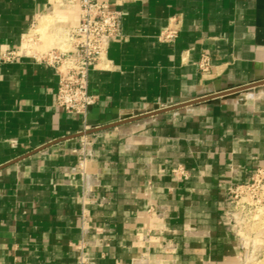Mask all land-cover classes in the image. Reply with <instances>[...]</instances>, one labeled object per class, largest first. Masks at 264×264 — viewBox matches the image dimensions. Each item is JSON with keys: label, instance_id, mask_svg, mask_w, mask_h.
<instances>
[{"label": "crops", "instance_id": "1", "mask_svg": "<svg viewBox=\"0 0 264 264\" xmlns=\"http://www.w3.org/2000/svg\"><path fill=\"white\" fill-rule=\"evenodd\" d=\"M108 1L122 32L85 117L57 104L43 51L1 59L30 33L70 49L78 2L0 0V264H78L82 242L89 264H240L257 239L227 197L264 167V84L228 91L264 81V0Z\"/></svg>", "mask_w": 264, "mask_h": 264}, {"label": "built area", "instance_id": "2", "mask_svg": "<svg viewBox=\"0 0 264 264\" xmlns=\"http://www.w3.org/2000/svg\"><path fill=\"white\" fill-rule=\"evenodd\" d=\"M57 1H77L80 7V22L68 36L72 42L70 49L52 48L43 51L40 57L59 74L57 104L68 113H80L86 117L89 108L97 99L89 91L90 71L103 58L110 42L121 36L123 14L121 10L114 9L108 0ZM177 32V29L169 27L162 33L161 39L174 41ZM23 53L22 46L20 49H6L1 52V59L12 62ZM203 63L208 65L207 61ZM85 143L84 137L83 145ZM89 156L83 147L78 169L85 178L88 177ZM172 172L180 179L189 177L188 170L183 165H178ZM259 205L264 207V167L258 168L248 183L235 184L230 189L226 214L231 222L240 225V217L251 213V210ZM242 248L245 247L242 245ZM78 249V264H89L90 258L83 242L78 245Z\"/></svg>", "mask_w": 264, "mask_h": 264}, {"label": "rangeland", "instance_id": "3", "mask_svg": "<svg viewBox=\"0 0 264 264\" xmlns=\"http://www.w3.org/2000/svg\"><path fill=\"white\" fill-rule=\"evenodd\" d=\"M43 35L45 36V34ZM36 37L38 36L30 33V37L28 38L32 40L29 42L31 48L28 47L29 51L32 49L30 52L34 51L35 49L45 52L51 49L50 47L53 46V44L47 46L48 42L46 39H44L45 37H42L44 42L39 41L38 39L35 40ZM67 46H65V49H68L69 46ZM244 216H246V218H244ZM244 216L240 217V220L242 221L240 224L241 229H245L248 233H251L254 239H257V241L251 245L249 251L246 252V255L243 257V260L240 262V264H264V207L259 205V207L252 209L251 213L249 212V214Z\"/></svg>", "mask_w": 264, "mask_h": 264}, {"label": "water", "instance_id": "4", "mask_svg": "<svg viewBox=\"0 0 264 264\" xmlns=\"http://www.w3.org/2000/svg\"><path fill=\"white\" fill-rule=\"evenodd\" d=\"M260 84H264V81H260V82H258V83H253V84H251V85H245V86H242V87H239V88H237V89H234V90H232V91H228V93L229 92H239V91H244V90H247V89H250V88H252L253 86H257V85H260ZM225 94V93H224ZM207 98H209V97H206V98H198V99H195V100H192V101H189L188 103H185V104H181V105H175V106H171V107H163V108H158V109H156V110H154V111H150L149 113H142V115H137V117H135L136 119L137 118H141V117H146V116H149V115H153V114H157V113H161V112H164V111H168V110H173V109H176V108H180V107H182V106H186V105H190V104H195V103H198V102H202V101H204V100H209V99H207ZM132 120V119H131ZM123 122V121H122ZM120 124V122H118V123H114V124H111V125H105V126H103V127H98L97 129H95V130H104V129H108V128H110V127H113V126H117V125H119ZM91 132V131H90ZM90 132H87V134L88 133H90ZM49 146V145H48ZM41 149V148H40ZM39 149V150H40Z\"/></svg>", "mask_w": 264, "mask_h": 264}, {"label": "bare ground", "instance_id": "5", "mask_svg": "<svg viewBox=\"0 0 264 264\" xmlns=\"http://www.w3.org/2000/svg\"><path fill=\"white\" fill-rule=\"evenodd\" d=\"M29 37L27 36L26 37V40H25V42L22 44V51L25 53H29L30 51H29V49H28V47L29 48H31L30 46V43L29 42H31L32 40H30V39H28Z\"/></svg>", "mask_w": 264, "mask_h": 264}]
</instances>
